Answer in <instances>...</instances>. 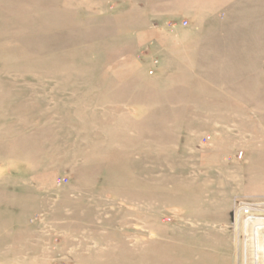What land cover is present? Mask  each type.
I'll use <instances>...</instances> for the list:
<instances>
[{"label":"rangeland","instance_id":"1","mask_svg":"<svg viewBox=\"0 0 264 264\" xmlns=\"http://www.w3.org/2000/svg\"><path fill=\"white\" fill-rule=\"evenodd\" d=\"M0 264H264V0H0Z\"/></svg>","mask_w":264,"mask_h":264},{"label":"built area","instance_id":"2","mask_svg":"<svg viewBox=\"0 0 264 264\" xmlns=\"http://www.w3.org/2000/svg\"><path fill=\"white\" fill-rule=\"evenodd\" d=\"M239 202V203H238ZM235 203H238V210H239V213H241V216L243 215V216H247L246 218L247 219H249V220H254L255 219V216L253 217H249L248 215H252V213H253V209H252V206L255 204V203H253V202H251V201H242V200H238V199H236L235 200ZM236 207H237V205H236Z\"/></svg>","mask_w":264,"mask_h":264},{"label":"water","instance_id":"3","mask_svg":"<svg viewBox=\"0 0 264 264\" xmlns=\"http://www.w3.org/2000/svg\"><path fill=\"white\" fill-rule=\"evenodd\" d=\"M230 216H231V214H230Z\"/></svg>","mask_w":264,"mask_h":264}]
</instances>
